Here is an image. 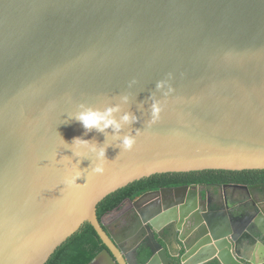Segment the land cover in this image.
Instances as JSON below:
<instances>
[{"label":"water","instance_id":"1","mask_svg":"<svg viewBox=\"0 0 264 264\" xmlns=\"http://www.w3.org/2000/svg\"><path fill=\"white\" fill-rule=\"evenodd\" d=\"M124 95L137 120L120 135L135 143L124 150L108 129L94 171L95 155L70 143L106 133L69 115ZM209 169L264 170V0H0V264H45L85 222L105 245L89 264H141V244L128 249L98 203ZM199 187L149 207L144 264H264V185H223L215 208ZM227 187L256 206L232 208Z\"/></svg>","mask_w":264,"mask_h":264},{"label":"trees","instance_id":"2","mask_svg":"<svg viewBox=\"0 0 264 264\" xmlns=\"http://www.w3.org/2000/svg\"><path fill=\"white\" fill-rule=\"evenodd\" d=\"M263 173L264 170L260 169L241 171L209 169L155 174L134 181L107 195L97 205L98 218L103 219L108 213L120 208L127 199L141 194L143 191L187 184H206L209 186L228 182L250 184L264 180L259 178L255 181L247 179L243 175H261ZM104 248L105 245L94 227L89 222H85L77 232L55 250L45 264H89Z\"/></svg>","mask_w":264,"mask_h":264},{"label":"flooded vegetation","instance_id":"3","mask_svg":"<svg viewBox=\"0 0 264 264\" xmlns=\"http://www.w3.org/2000/svg\"><path fill=\"white\" fill-rule=\"evenodd\" d=\"M243 177L251 180L257 181V179L262 178L264 180V173L258 174H246ZM231 184H242V185H264V181H258L250 184L245 183H235L228 182L225 184L218 185H206V184H187V185H200L199 190L201 191L203 198L208 199L211 203L212 208L222 207L225 205L223 198L219 194L223 185ZM185 186H169L161 187L157 189H152L148 191H143L134 197L127 199L120 208L108 213L104 216V220L113 229L117 237L123 242V244L129 249L133 242L141 244L138 249V259L139 263L144 264L149 259L150 254L146 249V237H150V233L146 224L144 223V218L148 215L149 207L157 208L159 206H164L175 201L177 198L181 197V192L176 190L177 187ZM229 203L232 208L246 207L247 211L252 210L253 205H255V198H247L243 191L235 190L232 187H227ZM211 197V198H210ZM256 206V205H255ZM264 209V203L260 206ZM239 212V211H238ZM253 220V219H252ZM170 229L174 230L175 226L173 223L168 224ZM163 229V228H162ZM132 236H137L138 240L132 239ZM125 239V240H123ZM159 242L162 240L157 237ZM133 240V241H132Z\"/></svg>","mask_w":264,"mask_h":264},{"label":"clouds","instance_id":"4","mask_svg":"<svg viewBox=\"0 0 264 264\" xmlns=\"http://www.w3.org/2000/svg\"><path fill=\"white\" fill-rule=\"evenodd\" d=\"M164 82H159L157 88L163 87ZM129 100L127 95L120 97V103L109 105L103 109L94 108L86 104H80L78 110L69 115L70 118H74L78 121L83 129L85 130L84 134L87 135L88 132L96 130L98 132H105L106 139L103 143H92V139H84L81 136L74 137L71 145H74L76 149H86L88 152L95 155L97 164L94 168V171H102L104 158L106 156V150L110 143H107L109 140L107 138V130L112 129L111 140L120 141L119 147H122L124 150H130L135 143V136L132 134H126L121 137L120 133L122 132L125 125H131L136 122L137 117L128 111H122L123 105L126 104ZM160 112V107L158 102H155L152 106V119L155 120ZM116 113H122L119 118H117ZM139 130L137 129V134ZM67 143V142H66ZM69 144V143H68ZM83 153L81 151H74V155L77 157L81 156ZM79 178V173L73 178V181Z\"/></svg>","mask_w":264,"mask_h":264},{"label":"crops","instance_id":"5","mask_svg":"<svg viewBox=\"0 0 264 264\" xmlns=\"http://www.w3.org/2000/svg\"><path fill=\"white\" fill-rule=\"evenodd\" d=\"M98 264H106V262H104V261H101L100 263H98Z\"/></svg>","mask_w":264,"mask_h":264}]
</instances>
